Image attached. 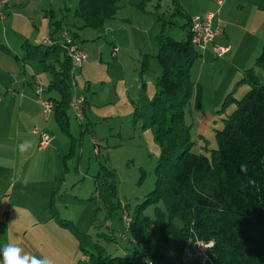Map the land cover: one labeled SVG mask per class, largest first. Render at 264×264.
<instances>
[{
  "label": "trees",
  "instance_id": "16d2710c",
  "mask_svg": "<svg viewBox=\"0 0 264 264\" xmlns=\"http://www.w3.org/2000/svg\"><path fill=\"white\" fill-rule=\"evenodd\" d=\"M117 1L77 0L74 16L82 22L81 29L100 28L112 19ZM172 2L177 5V0ZM189 26L187 17L185 40H173L164 30L155 39L154 58L160 74L150 108L161 150L154 168V189L133 216L120 205L126 233L121 238L128 240L135 256L112 257L99 248L97 240L58 218L62 226L72 230L91 264H137L133 257L146 264H264V83L254 67L246 69L240 83L247 84L249 90L241 99L232 100L236 107L223 128L215 131L216 149L211 157L191 152L193 142L184 112L194 90L190 69L200 53L191 44ZM69 35L73 40L75 34ZM53 41L50 46H33L40 52L31 58L58 63V70H51L49 87L58 93L52 99L56 122L69 135L63 117L70 109L74 76L72 79L63 40ZM255 67L264 69V44ZM95 182L91 199L114 208V185L99 182L98 177ZM150 205L154 206L152 218L143 210ZM111 239L113 235H109ZM195 242L210 245L204 252L205 260L185 252Z\"/></svg>",
  "mask_w": 264,
  "mask_h": 264
},
{
  "label": "rangeland",
  "instance_id": "374dc122",
  "mask_svg": "<svg viewBox=\"0 0 264 264\" xmlns=\"http://www.w3.org/2000/svg\"><path fill=\"white\" fill-rule=\"evenodd\" d=\"M172 1L118 0L115 16L96 29L78 28L82 22L74 16L77 0H24V5L15 9L16 14L22 16L34 14L35 7L42 6L45 10L42 13L40 11V15H48V11H51L55 16L53 21H61L64 29L79 37L76 38V44L85 59L82 69L74 71V92L86 97L88 106L86 120L81 123L69 112L66 113L72 139L59 133L70 142V149L58 156L56 200L60 217L72 219L79 231L97 240L99 248L112 257L133 255L128 240L123 241L121 238L126 233L120 205H125L126 211L133 216L154 189V168L161 150L155 138L157 125L152 121L149 106L160 71L153 57L156 35L164 30L166 36L173 40H185L187 32L183 26L187 17L206 5L205 0H179L180 4L189 7L183 13L179 3L177 6ZM49 2L51 10L47 9ZM10 9L12 6L8 5ZM114 43L120 50L116 58L111 56ZM143 66L145 72L142 82L146 87L142 89L138 73ZM256 69L263 72L260 77L264 83V69ZM81 70L83 74L80 75ZM195 70L196 66L190 69V80L194 87L197 83ZM213 72L210 69L205 71L202 82H206L204 84L207 87H214L218 94V91L227 87V73L219 67ZM237 79L234 82L236 86H232L226 96L219 100L217 98L215 102L197 103L199 110L194 108L192 95L190 105L184 112L193 142L191 152L211 157L212 151L216 149L215 131L223 128L224 120L236 107L232 100L241 99L249 90L247 84L239 82L237 85L241 77ZM235 88H238V92ZM205 115L212 118L206 119L209 122L199 135L200 116ZM61 175H65L64 182L59 181ZM95 177L99 178V182L106 181L114 185V208L108 209L99 199H91L95 196ZM143 210L144 215L153 217V205L144 206ZM109 235H113V240H108ZM262 257L264 259V252ZM133 260L137 264H146L142 259L133 257Z\"/></svg>",
  "mask_w": 264,
  "mask_h": 264
},
{
  "label": "crops",
  "instance_id": "0c3cea01",
  "mask_svg": "<svg viewBox=\"0 0 264 264\" xmlns=\"http://www.w3.org/2000/svg\"><path fill=\"white\" fill-rule=\"evenodd\" d=\"M10 1L8 0L6 4L4 19L0 20V264H3L2 249L7 244L19 247L22 250L21 255L28 254L38 259L47 258L51 264H91L90 261L81 260L83 254L72 230L58 222V218L62 219L58 213L56 200L58 156L70 149V142L59 133L72 139L70 124L64 115L68 135L60 130L54 109L47 115L43 114L35 95V88L39 86L43 91V98L52 100L58 97L57 91L49 87L52 80L51 70H58V63L50 59L41 63L39 58L31 57L39 55L40 52L34 50L33 46L43 45L46 38H50L52 42L58 41V38L62 39L64 27L61 21H53L55 16L51 11H48V15H40V11L42 13L45 10L42 6H36L34 14L21 16L16 14L15 9L24 5V0ZM205 1L204 8H199L200 10L188 18L214 14L212 27H219L222 35L199 52L200 56L191 67L192 69L196 66L197 83L193 92L196 110H199L197 103L213 100L215 102L217 98L219 100L231 92L232 86H236L235 80L242 78L246 69L254 67L257 74L261 77L263 75V72L260 73L256 69L255 59L264 44V0ZM50 2L48 7L46 6L48 10H51ZM177 3L181 7L179 8L181 12L189 10L187 5L180 4L181 1L177 0ZM8 5H11L12 9L8 10ZM53 23L55 24L50 27ZM81 27L82 25H78L79 29ZM77 37L75 34L73 39L75 44ZM215 46L228 47L229 50L218 57L213 50ZM114 47H117L115 43ZM118 52L115 56L111 52V56L116 58ZM82 67L83 65L80 68ZM218 67L227 73L228 83L227 87L217 94L214 87H207L204 84L206 82H202V76L209 69L214 74L213 69ZM144 69V66L141 67L138 73L141 82L144 78ZM211 80L213 82V78ZM145 87V83L142 82L141 88ZM235 91L238 92V88H235ZM156 93L157 88L153 96ZM84 98L85 121L88 100ZM68 112L72 116L70 109ZM211 118L209 115L200 116L199 135ZM34 128L50 135V143L46 148H38L39 136L32 133ZM25 142H29L30 147L21 152L19 145ZM64 176L61 175L59 181L64 182ZM77 199L79 198L75 200ZM67 221L74 225L72 219ZM74 227L77 229L75 225Z\"/></svg>",
  "mask_w": 264,
  "mask_h": 264
},
{
  "label": "built area",
  "instance_id": "2783aa9c",
  "mask_svg": "<svg viewBox=\"0 0 264 264\" xmlns=\"http://www.w3.org/2000/svg\"><path fill=\"white\" fill-rule=\"evenodd\" d=\"M7 0H0V20L4 19V7L6 6ZM214 18V14L208 13L204 15H195L191 17L190 19V26H189V32H190V41L191 44L199 51H203L206 46L210 43H212L216 37L222 35V31L219 27L213 28L212 27V21ZM62 40L65 44V51L70 59L71 62V75L72 79L74 76V71L77 68H80L82 65L83 60L85 59L84 54L82 51L77 47V45L74 43V41L70 38V35L64 32L62 34ZM45 44L51 45L52 42L49 38H46L44 41ZM214 52L218 57L223 56L228 50V47H220L215 46ZM118 52L117 47H114L112 49V55L115 56ZM73 87V96L72 100L70 102V110L72 112V116L75 120H77L79 123L84 121V112H85V98L83 95L77 94L74 92V87L76 86L75 81H72L71 83ZM42 89L37 86L35 88V95L38 104L43 109V114L47 115L54 109V103L50 99H45L42 97ZM32 133L39 136L38 141V148L44 149L46 148L50 143V135L41 130L34 128L32 130ZM97 154V153H96ZM126 225H128V218L124 216ZM210 245H205L201 242H195L190 246V248H186L185 252L189 256L194 257H202V260H205V254L204 252ZM82 261H88V258L83 255L81 258Z\"/></svg>",
  "mask_w": 264,
  "mask_h": 264
},
{
  "label": "clouds",
  "instance_id": "9594fccd",
  "mask_svg": "<svg viewBox=\"0 0 264 264\" xmlns=\"http://www.w3.org/2000/svg\"><path fill=\"white\" fill-rule=\"evenodd\" d=\"M30 147L29 142L19 145L21 152ZM21 249L13 244H7L2 249L3 264H51L47 258L38 259L28 254L21 255Z\"/></svg>",
  "mask_w": 264,
  "mask_h": 264
}]
</instances>
